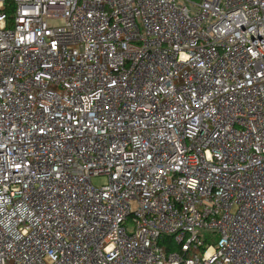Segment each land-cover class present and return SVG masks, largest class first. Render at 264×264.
<instances>
[{"label": "built area", "instance_id": "built-area-1", "mask_svg": "<svg viewBox=\"0 0 264 264\" xmlns=\"http://www.w3.org/2000/svg\"><path fill=\"white\" fill-rule=\"evenodd\" d=\"M0 264H264V0H0Z\"/></svg>", "mask_w": 264, "mask_h": 264}, {"label": "rangeland", "instance_id": "rangeland-1", "mask_svg": "<svg viewBox=\"0 0 264 264\" xmlns=\"http://www.w3.org/2000/svg\"><path fill=\"white\" fill-rule=\"evenodd\" d=\"M91 183L94 187L101 188L102 186L107 184V178L106 177L93 178Z\"/></svg>", "mask_w": 264, "mask_h": 264}, {"label": "trees", "instance_id": "trees-1", "mask_svg": "<svg viewBox=\"0 0 264 264\" xmlns=\"http://www.w3.org/2000/svg\"><path fill=\"white\" fill-rule=\"evenodd\" d=\"M171 239H172V238H170V237H164V238L162 239V243H167V244L169 245L170 249L172 250V249H174L175 247L173 246V244H172V242H171Z\"/></svg>", "mask_w": 264, "mask_h": 264}]
</instances>
